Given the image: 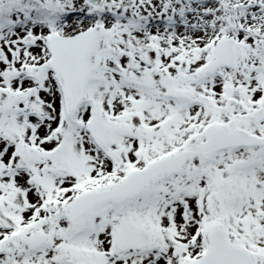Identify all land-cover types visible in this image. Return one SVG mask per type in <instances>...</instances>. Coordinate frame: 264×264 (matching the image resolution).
<instances>
[{
  "label": "snow or ice",
  "instance_id": "obj_1",
  "mask_svg": "<svg viewBox=\"0 0 264 264\" xmlns=\"http://www.w3.org/2000/svg\"><path fill=\"white\" fill-rule=\"evenodd\" d=\"M0 264H264V0H0Z\"/></svg>",
  "mask_w": 264,
  "mask_h": 264
}]
</instances>
